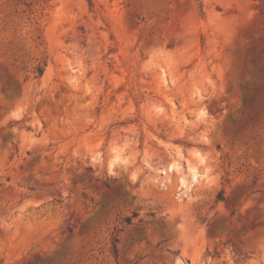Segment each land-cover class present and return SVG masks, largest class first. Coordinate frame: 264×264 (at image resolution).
<instances>
[{
	"label": "rangeland",
	"instance_id": "1",
	"mask_svg": "<svg viewBox=\"0 0 264 264\" xmlns=\"http://www.w3.org/2000/svg\"><path fill=\"white\" fill-rule=\"evenodd\" d=\"M0 264H264V0H0Z\"/></svg>",
	"mask_w": 264,
	"mask_h": 264
},
{
	"label": "trees",
	"instance_id": "2",
	"mask_svg": "<svg viewBox=\"0 0 264 264\" xmlns=\"http://www.w3.org/2000/svg\"><path fill=\"white\" fill-rule=\"evenodd\" d=\"M38 72H39L40 76L43 74V70H41V69H38ZM218 199L219 200H224L223 194H220ZM127 222H128V224H130L131 223V218H128ZM116 242H117V240H116Z\"/></svg>",
	"mask_w": 264,
	"mask_h": 264
}]
</instances>
